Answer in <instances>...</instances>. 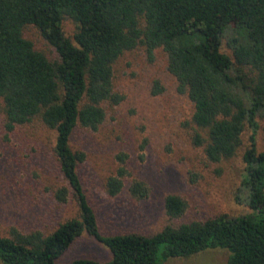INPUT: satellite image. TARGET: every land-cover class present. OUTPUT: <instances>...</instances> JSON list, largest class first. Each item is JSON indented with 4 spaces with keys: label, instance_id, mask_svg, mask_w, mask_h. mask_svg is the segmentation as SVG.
Masks as SVG:
<instances>
[{
    "label": "trees",
    "instance_id": "1",
    "mask_svg": "<svg viewBox=\"0 0 264 264\" xmlns=\"http://www.w3.org/2000/svg\"><path fill=\"white\" fill-rule=\"evenodd\" d=\"M65 19L77 28L72 39L62 30ZM142 22V25H141ZM34 26L52 47L51 62L24 38ZM232 59L221 52L222 39ZM142 45L149 60L161 48L177 91L193 104V143L208 161L232 158L248 132L242 155L244 171L236 201L246 214L220 215L205 221L165 226L160 232L102 235L97 216L78 175L84 155L70 145L75 128L97 130L103 102L118 104L112 90V67L126 51ZM0 112L7 131L38 119L54 131V154L65 186L54 193L72 202L76 217L45 236L11 231L0 236V264H59L83 235L110 252L99 263L78 259L69 264H162L211 249L226 250V264H264V0H0ZM120 165L127 156L116 157ZM127 175L121 166L105 183L116 196ZM135 199L148 196L139 181L129 187ZM169 219L182 216V199L163 201Z\"/></svg>",
    "mask_w": 264,
    "mask_h": 264
},
{
    "label": "rangeland",
    "instance_id": "2",
    "mask_svg": "<svg viewBox=\"0 0 264 264\" xmlns=\"http://www.w3.org/2000/svg\"><path fill=\"white\" fill-rule=\"evenodd\" d=\"M76 28L70 19L63 20L66 37L72 39ZM23 36L49 61L57 60L54 49L34 26H26ZM221 52L232 59L226 38L222 39ZM167 66L168 58L161 48L154 51L151 60L142 45L124 52L112 67V90L119 103H101L104 120L97 130L77 127L71 135L72 150L84 155L78 175L102 235L150 236L165 226L248 212L243 202L236 201L248 132L242 136L235 156L218 163L208 161L203 147L193 143L197 132L191 120L193 104L177 91ZM4 123L0 112V236L10 237L12 230L24 234L38 231L47 236L59 224L76 217L72 202L62 204L54 198L55 191L66 185L54 154L55 133L38 119L12 131H7ZM256 147L264 151L261 131ZM120 154L127 156L122 165L116 159ZM121 166L127 172L123 188L110 197L105 191L106 180ZM135 181L147 187V197L135 199L130 195L129 187ZM168 195L179 197L186 205L179 218L165 215L163 201ZM228 254L211 249L162 264H226ZM110 258L106 247L83 235L57 263L78 259L105 263Z\"/></svg>",
    "mask_w": 264,
    "mask_h": 264
}]
</instances>
